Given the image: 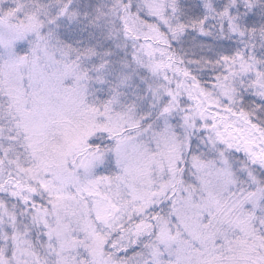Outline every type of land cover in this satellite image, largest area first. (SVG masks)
Returning a JSON list of instances; mask_svg holds the SVG:
<instances>
[{
	"label": "snow or ice",
	"instance_id": "6c2138e0",
	"mask_svg": "<svg viewBox=\"0 0 264 264\" xmlns=\"http://www.w3.org/2000/svg\"><path fill=\"white\" fill-rule=\"evenodd\" d=\"M0 264H264V0H0Z\"/></svg>",
	"mask_w": 264,
	"mask_h": 264
}]
</instances>
